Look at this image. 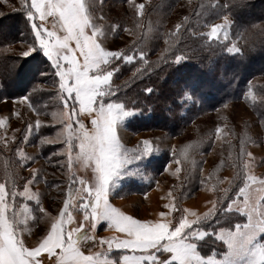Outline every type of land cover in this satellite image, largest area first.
<instances>
[{"label": "rangeland", "instance_id": "374dc122", "mask_svg": "<svg viewBox=\"0 0 264 264\" xmlns=\"http://www.w3.org/2000/svg\"><path fill=\"white\" fill-rule=\"evenodd\" d=\"M149 1L151 0H85L93 22L102 32L99 37L102 46L109 50L124 52L133 35L130 28H126V24L122 25L119 21L127 17L130 23L134 14L127 16L122 12L133 10L134 13H140L142 10L138 6ZM166 1L172 9L167 10L162 18L166 22L172 21L167 25L173 26L179 23L183 15L190 13L192 3L197 0ZM198 1H204L209 7H213L217 16L203 24L202 33L213 44H218L225 53L236 54V51L230 52L229 49L234 45L240 49L243 43L241 36L236 32L233 33L235 18L233 13L226 12L224 0ZM27 2L30 4L31 0ZM15 9L22 10L28 18L27 10L22 8L21 0H0V16L13 12L16 15V27L20 30L22 22ZM250 10L252 13L249 14L242 11L244 17L255 18L257 15H264L257 7H252ZM226 18V27L221 28L216 37H209L211 27L224 25ZM159 19L154 18L152 21L160 23ZM35 22L40 23L38 18ZM263 25L264 23H258L253 27V31L261 33L262 41H264ZM45 29L56 31L58 35L63 34L51 16L45 22ZM87 31L91 34L90 30ZM32 37L33 42L21 37L2 50L12 58L9 68L13 83L20 88V85H25V89L15 96L3 95L0 92V121H3L0 123V163L6 161L8 165L12 161L10 166L13 170L12 191L17 193L14 198L10 195L6 196L10 205L6 214L15 215L17 235L24 241L26 247L37 246V241L51 231L52 223L63 220L66 231L80 229L79 232L74 233V239L79 251L85 256L91 255L99 264L105 262L126 264L121 257L125 254L132 256L134 253L131 250L116 249L115 245L109 249L106 243H100L102 239L122 237L123 234L109 228L107 221H99L96 228L92 229L91 218L85 219L81 207L87 196L82 189L90 187L94 178L93 165L77 156L78 148L69 153L66 141L70 135L75 139L80 126L78 122H82L85 129H91L92 117L87 112H81L78 103L73 112L70 106L71 99L67 101L61 99L59 78L55 76L51 61L36 43L33 31ZM254 41L256 42V38ZM72 46L75 47L74 42ZM28 48L33 49L30 56L37 55L36 50L39 49L40 53L49 60L45 71L39 67V60L31 58L28 60L29 55H21L22 51ZM257 49L258 46H254L251 50L256 52ZM34 63L37 65L36 71H33ZM106 67L109 69V65ZM232 68L231 73L239 71L236 65ZM223 69L227 70L229 66L224 64ZM246 69H249L248 72L264 73V67L260 65L257 67L248 65ZM0 71L3 72V69ZM28 75H30L29 79H27ZM261 78L264 79V74ZM260 82L259 77H253L244 98L227 101L212 110L203 107L193 110L188 106L173 105L174 111L181 113L180 118L176 120L183 124L180 134L176 135L161 128L131 132L125 122L134 115V111L124 107V110L130 114L118 120L116 134L123 148L130 151L127 153L128 162L123 164L110 181L109 203L136 219L154 222L171 220L176 224L181 215L188 220H194L196 217L191 213H195L196 216H201L209 210H214L215 213L220 200L225 197V190L228 194L232 183L234 185L238 180L236 170L242 173V177L254 176L257 181L264 180V128L257 117V108L251 107L252 102L264 101V92L259 95L254 90V86ZM185 96L189 98V94ZM103 100L105 103L118 102L111 99V90ZM61 112L72 116L70 128L65 127L69 121L67 115H60ZM165 119L168 124L172 122V116L169 114H165ZM37 121L40 123L37 124ZM143 140L150 142L148 153L136 151L143 149ZM81 180L85 183L82 184ZM29 181L32 182L29 184ZM249 184L254 189L260 187L258 182L253 185L249 181ZM136 185L143 191H128L127 188ZM25 186H27L26 193ZM242 186L243 179L239 187ZM239 187L227 206L233 200L243 199L236 197ZM161 212L168 215L161 217ZM244 216L246 223L247 216ZM201 222L194 225L193 230L208 233L200 228ZM81 224L84 225L83 228L80 227ZM222 230L233 229L223 227L211 232L219 244L224 245L223 252L215 251L216 254L209 255L215 256L217 260L222 259L227 251L226 244L218 235ZM263 233H258L257 243H263L261 240ZM191 242L194 243L193 240ZM59 252L60 249H55L54 254L49 255L42 251L39 258L42 264H55L57 259L55 253ZM135 254L140 253L137 251ZM164 255L171 258V254ZM2 261L3 255L0 253V264Z\"/></svg>", "mask_w": 264, "mask_h": 264}, {"label": "snow or ice", "instance_id": "6c2138e0", "mask_svg": "<svg viewBox=\"0 0 264 264\" xmlns=\"http://www.w3.org/2000/svg\"><path fill=\"white\" fill-rule=\"evenodd\" d=\"M22 8H26L28 20L35 34V41L51 61L55 76L59 78L61 99H71V108L75 112L78 103L81 112L91 116V129H85L82 122L75 135L68 140L69 153L78 148L77 156L93 165L94 178L90 187L82 191L87 193L85 203L81 206L85 219L91 218V228L95 229L99 221H107L108 227L123 234L102 239L111 249L131 250L132 256L123 257L126 264H264V243H257L258 233L264 232V180L257 181L254 176H244L243 186L239 187L236 197L228 204V210L235 209L247 216V222L236 225L233 230H222L219 238L226 244L227 251L222 259L215 256L203 257L196 251V245L191 241L202 239L207 233L193 230V226L202 220L212 217L214 210L188 220L181 215L176 224L171 220L151 221L136 219L114 207L108 200L109 184L112 177L128 162V149H124L116 134V124L123 116L130 113L124 110L121 103L110 101L105 103L103 97L110 94L111 80L118 68L108 69L106 66L114 61L132 62L134 57L122 51L109 50L102 46L99 37L100 29L93 22L85 5V0H21ZM138 8H143L139 5ZM51 16L63 33L46 30L45 22ZM39 19L40 23L35 21ZM224 25H213L208 34L216 37ZM177 28L180 25L176 26ZM90 30L91 34H89ZM74 42L75 47L72 46ZM32 48L22 51L21 55H30ZM229 51L239 52L235 45ZM77 53L79 56H77ZM143 56V53H141ZM82 58V59H81ZM184 57L175 56L179 63ZM151 91V89H146ZM66 93L67 95H63ZM114 94V93H113ZM28 99V97H23ZM60 115H67L61 112ZM71 127L72 116L67 115ZM3 123V121H0ZM40 122L37 121V124ZM219 131V129H217ZM143 149L139 153L150 151V142L143 140ZM71 160V156L69 157ZM246 171V167H245ZM241 178V177H238ZM259 183V188H252ZM32 181H29L30 184ZM81 183L85 182L81 180ZM27 186H25V193ZM23 194V193H22ZM15 197V191L6 192L5 184L0 183V253L3 255L2 264H42L39 254L43 251L49 255L55 253V264H99L91 255L85 256L79 251L74 239V233L80 231L74 228L66 231L64 221L54 222L51 231L37 241V246L26 247L17 235L15 215H7L9 202L6 196ZM227 196V190H225ZM67 204V201L65 202ZM167 207V206H166ZM215 208V205L213 206ZM63 213V210H61ZM168 213L161 212V217ZM84 227L83 224L80 226ZM139 255H136V252ZM159 253V255H157ZM171 254V258L164 254ZM107 264V262H105Z\"/></svg>", "mask_w": 264, "mask_h": 264}, {"label": "trees", "instance_id": "16d2710c", "mask_svg": "<svg viewBox=\"0 0 264 264\" xmlns=\"http://www.w3.org/2000/svg\"><path fill=\"white\" fill-rule=\"evenodd\" d=\"M224 4L226 12L233 13L235 18L233 33H238L243 43L236 54L225 53L218 44H213L202 33L203 24L217 17L213 7H209L204 1L193 2L190 13L183 15L179 23L173 26L167 25L172 21L166 22L162 18L167 10L172 9L166 0L143 3L140 13H134L133 10L122 12L127 16L134 14L130 23L127 17L119 21L122 25L126 24V28H130L132 32L133 39L124 53L132 55L134 59L132 62L122 59L114 61L109 64V69L118 68L111 82V99L134 111V115L125 122L128 130L136 132L161 128L174 135L180 134L183 124L176 119L180 118L181 113L175 112L173 105L188 106L193 110L202 107L212 110L227 101L244 98L253 77L261 79V82L254 86L255 92L259 95L264 92V79L261 78L264 73L248 72L249 69H246L248 65L264 67V52H261L264 51V41L260 39L259 31H253L254 25L264 23V15L252 18L244 17L242 13L243 10L244 13H252V7H257L260 13H264V0H224ZM14 11L22 22L20 30L16 27V15L13 12L0 16V70L3 69V72L0 71V92L13 96L22 92L25 85H20V88L13 83L9 68L12 58L2 50L21 37L33 42L32 28L26 14L19 9ZM154 18H160V23H154ZM177 25L180 27L177 28ZM254 46H258L257 53L251 50ZM36 52L38 54L29 55L28 60H39V67L45 71L49 60L39 49ZM176 55L184 59L176 63ZM224 64H227L229 69H223ZM235 65L239 71L231 73L232 66ZM33 66V71H36V63ZM29 78L30 75L27 76V79ZM187 94L189 98L185 96ZM253 106L257 108V117L264 128V101L252 102L251 107ZM165 114L172 116L170 124L166 123ZM11 164L12 161L8 165L6 161L0 163V183L5 184L6 192L12 191ZM237 175L241 178L237 177L234 185L232 183L227 196L220 200L213 216L200 223V228L208 233L193 242L203 257L224 250V245L219 244L211 232L223 227L234 229L246 220V217L237 211L226 210L227 203L242 183V173L236 170ZM215 184L217 185V182ZM127 189L132 192L143 191L138 185ZM261 240L264 243V233Z\"/></svg>", "mask_w": 264, "mask_h": 264}, {"label": "crops", "instance_id": "0c3cea01", "mask_svg": "<svg viewBox=\"0 0 264 264\" xmlns=\"http://www.w3.org/2000/svg\"><path fill=\"white\" fill-rule=\"evenodd\" d=\"M126 255V254H125ZM125 255H123L122 257H121V259H123V257H125Z\"/></svg>", "mask_w": 264, "mask_h": 264}, {"label": "clouds", "instance_id": "9594fccd", "mask_svg": "<svg viewBox=\"0 0 264 264\" xmlns=\"http://www.w3.org/2000/svg\"><path fill=\"white\" fill-rule=\"evenodd\" d=\"M262 258H264V254H262Z\"/></svg>", "mask_w": 264, "mask_h": 264}]
</instances>
